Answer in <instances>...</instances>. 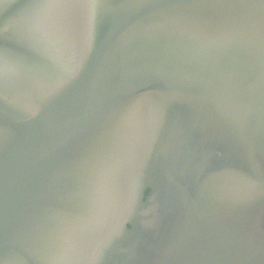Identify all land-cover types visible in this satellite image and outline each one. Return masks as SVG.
Listing matches in <instances>:
<instances>
[{
    "label": "water",
    "instance_id": "obj_1",
    "mask_svg": "<svg viewBox=\"0 0 264 264\" xmlns=\"http://www.w3.org/2000/svg\"><path fill=\"white\" fill-rule=\"evenodd\" d=\"M0 264H264V0H0Z\"/></svg>",
    "mask_w": 264,
    "mask_h": 264
}]
</instances>
